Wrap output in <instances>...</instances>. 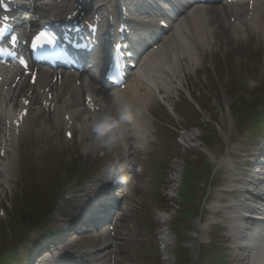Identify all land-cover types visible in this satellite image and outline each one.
<instances>
[{
    "label": "clouds",
    "instance_id": "9594fccd",
    "mask_svg": "<svg viewBox=\"0 0 264 264\" xmlns=\"http://www.w3.org/2000/svg\"><path fill=\"white\" fill-rule=\"evenodd\" d=\"M147 101L140 105L130 103L113 91L111 103L105 104L101 109L91 116H84L78 128L87 130L86 148L108 150L126 146L129 136L135 134L137 138L136 147L143 149L151 135V130L140 122V115L146 110ZM75 111H79L76 109ZM130 129H136L133 133ZM130 165L127 160L115 158L108 165L106 182L113 186L121 185L116 195L123 199L128 197L134 199V184L132 176L128 171ZM140 171L139 168L136 169Z\"/></svg>",
    "mask_w": 264,
    "mask_h": 264
},
{
    "label": "bare ground",
    "instance_id": "6f19581e",
    "mask_svg": "<svg viewBox=\"0 0 264 264\" xmlns=\"http://www.w3.org/2000/svg\"><path fill=\"white\" fill-rule=\"evenodd\" d=\"M239 9H235L232 11V13H235L234 11H238ZM256 13H260L262 11L261 5L256 4L255 6ZM205 13V9L201 12L199 11H191L189 15L185 18L188 22L189 18L194 20V26L190 30L194 31L196 33L198 26L201 24V18ZM236 14V13H235ZM236 27V30H238L239 25H233ZM256 26V25H255ZM241 30V29H240ZM237 32V31H236ZM264 35V33L262 34ZM190 41H182L181 44H176V42L169 43L170 38L164 39L162 42V45L159 48V52L162 51L165 53L160 55H155L153 57V61L150 63L149 72L145 74V77L143 78H136L135 82L137 84V90H127V96L126 100H128L130 103H133L135 105H140L142 102L147 101L146 110L143 111L140 115V122L147 120L145 118L144 114L147 111L149 102L153 101L156 95V91L160 88H167L171 83H175L181 85V64L184 62L182 59L189 61V62H195V58L200 51V48H196L195 44L192 42L193 38L191 34L187 37ZM159 62V63H158ZM158 63V67H156ZM137 93V91H139ZM66 94H73L71 90H67ZM70 101V99H68ZM78 132L80 133V136L87 137V130L81 129L76 127ZM9 170V168L6 169V173ZM261 186V185H258ZM261 190V189H260ZM250 208L247 207H240L238 209V216L236 218V221L239 220L240 215L243 212L249 211ZM251 224V223H250ZM257 230H259L262 234L260 236H256L251 231L247 232L248 237L246 238L245 242V248L244 252L246 253L245 257V263L244 264H264V258L254 256L256 259V262L251 260V251L247 246L251 245V242L254 240V238H259V242L262 243L264 241V225L252 224ZM77 255L82 256V253H78ZM90 260V259H89ZM91 263L93 262L90 260ZM52 260H48V263L50 264Z\"/></svg>",
    "mask_w": 264,
    "mask_h": 264
},
{
    "label": "rangeland",
    "instance_id": "374dc122",
    "mask_svg": "<svg viewBox=\"0 0 264 264\" xmlns=\"http://www.w3.org/2000/svg\"><path fill=\"white\" fill-rule=\"evenodd\" d=\"M215 8V7H214ZM212 9V8H211ZM212 27H213V38H214V45L218 46L219 44L222 45L221 50H219V55H223L222 57H220L221 59H223V62L225 63V61L228 59H230V61H232L235 65H240V64H254L256 62V59L258 58V56H260L262 58V56L264 55V47H260L258 52H250L247 50V47H244V45H242L237 39H234L233 37L229 36V33L227 31L226 28V22L224 21V18L221 17L220 14H218L217 12H213L212 13ZM228 40L229 43H226ZM244 44V43H243ZM254 47V45L252 46ZM227 51L225 52L224 51ZM225 53V54H224ZM213 50L211 51V55H213ZM213 57V62H218L217 61V56H212ZM206 59V64L203 66V68L207 65V67H210V60H209V55L205 56ZM260 65L259 67V73L261 75H264V67L261 66V61L259 60ZM192 79L194 81H198L201 79V82L204 84L209 83V78L208 77H202L195 73L194 77H189V80ZM190 90H195V86H192L189 88ZM207 93H209V91H206ZM240 97H244V98H248V96L246 94H243L241 91H238V95L236 96V98H240ZM228 98V97H225ZM218 100V99H217ZM216 99H213L212 101V105H213V111H214V106L219 102L221 103H226V101L224 100V96L222 97V99L217 101ZM214 112H211V118H214ZM204 122L205 123H209L208 117L207 115H204ZM219 124L221 126V131H219V134H221L222 132V138L224 139L226 144H231V142L233 141L234 143L237 142V139L233 137V130H232V124H228V128H226V130L224 131V121L221 117H219ZM201 135V134H200ZM227 135H231L232 138L230 139H226ZM226 137V138H225ZM196 167L195 164L193 165H189V169L190 170H194ZM187 173H190L187 170ZM215 182H217V180H215ZM16 187L13 188V190H15ZM2 191L0 192L1 195ZM14 195V193L10 194L8 197V199H2V197H0V203L5 204L6 207L8 209H10L11 211H13L14 208V204L11 202L12 200V196ZM162 207L161 202L158 204V210H160ZM1 220L6 221L4 218H1ZM3 223V222H2ZM129 226V225H128ZM127 226V227H128ZM126 227V228H127ZM32 235H35V233H33ZM238 263V261L233 260L232 264H236ZM241 264V263H240Z\"/></svg>",
    "mask_w": 264,
    "mask_h": 264
},
{
    "label": "snow or ice",
    "instance_id": "6c2138e0",
    "mask_svg": "<svg viewBox=\"0 0 264 264\" xmlns=\"http://www.w3.org/2000/svg\"><path fill=\"white\" fill-rule=\"evenodd\" d=\"M54 42V37L49 36L44 32H40L32 41V48L43 47L44 45H52ZM22 65L25 64L23 59L20 60ZM70 135V134H69Z\"/></svg>",
    "mask_w": 264,
    "mask_h": 264
}]
</instances>
